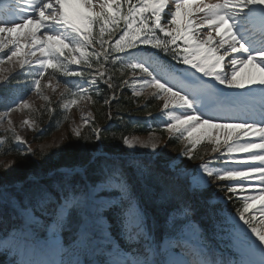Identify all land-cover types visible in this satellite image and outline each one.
Returning <instances> with one entry per match:
<instances>
[{
    "label": "snow or ice",
    "instance_id": "1",
    "mask_svg": "<svg viewBox=\"0 0 264 264\" xmlns=\"http://www.w3.org/2000/svg\"><path fill=\"white\" fill-rule=\"evenodd\" d=\"M0 53V85L13 72L28 77L49 115L45 90L60 89L57 76L78 78L60 92L59 108L70 113L100 82L113 87L109 65L131 70L124 85L162 102L163 131L187 141L186 161L205 141L219 154L162 167L124 149L76 144L70 162L35 165L24 182L5 169L0 246L19 253L16 264H264V0H0ZM0 103L5 131L34 155L12 114L28 113L22 125L35 130L38 110L23 97L0 95ZM122 144L149 147L128 137ZM214 182H224L225 207L239 201L213 233L239 258L217 255L197 219L202 190ZM161 232L166 247L154 239Z\"/></svg>",
    "mask_w": 264,
    "mask_h": 264
},
{
    "label": "trees",
    "instance_id": "2",
    "mask_svg": "<svg viewBox=\"0 0 264 264\" xmlns=\"http://www.w3.org/2000/svg\"><path fill=\"white\" fill-rule=\"evenodd\" d=\"M112 76V89L109 90L103 86L102 88L98 87L99 93L94 90L91 100L94 118L89 126L82 130L83 132L81 133L79 141L68 132L59 146L44 151H35L34 155H26L15 152L16 150L22 151L23 149H19L10 135L6 137L0 134V138L3 137V140H7V143L0 146V160L3 159L5 162H11L8 168H4L3 164L0 165V174H4L5 169H8L7 174L10 181L13 183L23 182L28 179L29 173L35 165L44 164L45 161L54 165H62L70 162V153L72 151L69 147L70 145L100 143L102 147L109 149L116 147L126 150L125 145L122 144V139L124 137L130 138L131 135L137 134L138 132L136 130H139V126H142L139 123L134 124L133 120L145 112L156 110L157 104L152 100H149L143 106L135 104L128 95L120 90L121 77L116 73H113ZM113 93H115V100L110 99ZM106 100L109 103H105ZM54 109L55 111L52 115H49L45 110L37 112L35 118L38 122V129L42 132L41 134H36V131L33 132L34 144L49 140L53 135L61 131L57 128H59V124L64 122L65 117L59 112L58 105L55 104ZM93 128L101 130V141L98 142L94 139ZM168 141L169 143H165L164 149L170 150L172 147L178 148V143L175 140L170 139ZM8 149H11V151L8 152ZM162 152L164 153V150L161 151V159L163 160L166 159L165 157H168L167 155L171 154L170 151L167 155ZM198 206L205 207V204L203 201H200ZM65 239H70V237H65ZM0 264H3L2 258H0Z\"/></svg>",
    "mask_w": 264,
    "mask_h": 264
},
{
    "label": "rangeland",
    "instance_id": "3",
    "mask_svg": "<svg viewBox=\"0 0 264 264\" xmlns=\"http://www.w3.org/2000/svg\"><path fill=\"white\" fill-rule=\"evenodd\" d=\"M73 68H76V66H73ZM17 71H19V70H17ZM13 74H17V72H13L12 75ZM125 87H128L130 89V91L134 94V91L130 86L125 85ZM148 90H151V89H145L141 96L146 95ZM45 92L49 96L50 99L52 98L55 101L57 100V98H59V95H60L59 90H57L55 93H53L50 89H46ZM31 103L33 104L34 108L37 109L38 111L42 110L44 108L42 106L45 105V101L42 98H35L31 101ZM87 103H89V102L83 101V102H80L78 106L73 107L71 112H70V116H69V117H73V120L71 121V123L69 124V122H67L66 124H64L66 126V128L57 132V134L53 135L49 140H45L39 144H38V142L35 144L33 142L32 132L34 130L31 131L27 126L22 125V121L25 118H28V113L24 112L23 115L21 114V112L13 113L12 114V120H13V123L15 125L16 132L28 141V145L31 147L33 153L35 151H44V150H47L49 148H54V147L59 146L60 143L65 139L66 133L70 132V130H71L70 133L72 134V136H74V131L76 129H79V131L82 132L81 128L85 124L84 118L87 117L89 119V121H91L90 110L88 108ZM36 114L37 113H34L33 115H35V117H36ZM64 125H62L61 127H64ZM6 128H7L6 122L0 123V131L5 132V135L7 136V135H9V133H7L5 131ZM36 130H37V125H36L35 131ZM129 139H134L140 143H146L149 145V147H147V148H144V147H137L135 149H128L127 148V153H130L133 156L145 155L148 157H154L157 154V152L158 151L160 152V150L163 148V145L165 142V140L162 139L161 135H158L156 133H149L148 135H136V136L132 135ZM180 140H181V146L185 147L186 146L185 140H183L182 138H180ZM152 143L157 144V149H156L155 153H153V151L151 149ZM182 147L180 148L181 151L176 153L177 160L174 162V164H178V161H180V160H183V161L185 160V158L181 155V153L184 151L182 149ZM23 148H24V146H23ZM212 148H213V145H211V147L209 149V152H210V155H209L210 159L209 160H212L214 157L219 155L218 153H213ZM163 150L165 151L166 155L169 154L170 150H167L166 148L165 149L163 148ZM15 152L24 154L23 150L22 151L16 150ZM1 164H3L4 168H8V167H10L11 162H5L3 159H1L0 165ZM13 252L15 253V256L17 258H21L19 253H17L15 250H13ZM13 261L14 260L10 259L9 263L15 264V262H13Z\"/></svg>",
    "mask_w": 264,
    "mask_h": 264
}]
</instances>
